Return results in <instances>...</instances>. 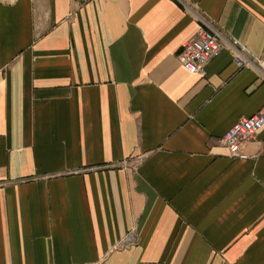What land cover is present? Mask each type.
Segmentation results:
<instances>
[{
	"label": "crops",
	"instance_id": "1",
	"mask_svg": "<svg viewBox=\"0 0 264 264\" xmlns=\"http://www.w3.org/2000/svg\"><path fill=\"white\" fill-rule=\"evenodd\" d=\"M210 21L264 49V0H0V264H264V105L229 49L206 76L182 45Z\"/></svg>",
	"mask_w": 264,
	"mask_h": 264
},
{
	"label": "built area",
	"instance_id": "2",
	"mask_svg": "<svg viewBox=\"0 0 264 264\" xmlns=\"http://www.w3.org/2000/svg\"><path fill=\"white\" fill-rule=\"evenodd\" d=\"M77 7L89 4L95 0H72ZM229 49L234 55V61L239 68H249L256 72L257 79L264 83V49L261 55L254 56L246 48L235 45L229 38L223 36L213 24L200 18L197 33L187 40L177 54L184 69L193 74L206 76L208 62L222 50ZM264 126V105L254 114L238 120L225 135L218 140L227 147L232 157H244L242 147L254 139Z\"/></svg>",
	"mask_w": 264,
	"mask_h": 264
}]
</instances>
